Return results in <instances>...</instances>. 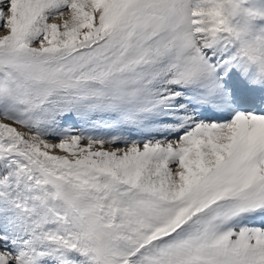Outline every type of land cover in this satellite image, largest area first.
I'll return each instance as SVG.
<instances>
[{"label":"snow or ice","instance_id":"1","mask_svg":"<svg viewBox=\"0 0 264 264\" xmlns=\"http://www.w3.org/2000/svg\"><path fill=\"white\" fill-rule=\"evenodd\" d=\"M0 264H264V0H0Z\"/></svg>","mask_w":264,"mask_h":264}]
</instances>
